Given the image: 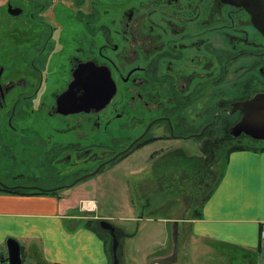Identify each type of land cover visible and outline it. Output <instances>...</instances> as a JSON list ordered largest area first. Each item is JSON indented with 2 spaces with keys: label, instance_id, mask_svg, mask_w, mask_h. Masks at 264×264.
<instances>
[{
  "label": "rangeland",
  "instance_id": "obj_1",
  "mask_svg": "<svg viewBox=\"0 0 264 264\" xmlns=\"http://www.w3.org/2000/svg\"><path fill=\"white\" fill-rule=\"evenodd\" d=\"M89 1L86 0V4H79L77 0H61V5L68 8V44L63 38L65 33L58 31L55 34V43L51 42L52 44L48 48L52 52L51 65L53 68L41 81L38 80V77L26 79L28 85L33 84L35 88L40 83L39 93L31 98L34 100L31 106L27 107L28 103H26L14 112L13 101L16 95L23 91V89L17 88L10 96L12 97L11 101L9 102L7 99V105L0 108V185L49 190L68 185L75 177L85 173L72 168L66 162L68 155L71 158V163L81 162V147L85 146V143L74 142V147H71L68 141L72 135L68 134L67 128L62 129V125L57 124L58 117L54 114V109H46L44 105L52 96L51 93L58 91L60 85L64 83V68L66 66L64 57L67 53L69 67L74 56H85V53L96 51L106 44L108 47L103 50L106 59H109L114 68L116 67L117 77L121 75L124 78L129 70L124 57L128 61L132 56V46L123 47L124 44H119L118 37L114 36L111 30L98 33H82L80 31L83 28L82 19L85 20V18L76 16V12L88 9ZM7 2L11 3L12 0H0V11L3 10L0 13L1 24L3 25L7 18L4 11ZM102 2L105 3V10L103 11V8L99 12L100 20L106 21L111 26L114 10L108 6L106 1L99 3ZM204 2L209 4L212 3V0ZM214 3L215 13L211 15V18H207L208 22L203 23L199 31V39L211 42L213 45L207 48L201 44L200 61L205 59V62H200L199 67H201V92L208 86V92H202L200 96V105L201 107L211 105L216 112L227 106L229 101L228 99V101H223L220 94L216 93L217 91H226L231 97L233 94H244V98L264 92V77L260 72L261 69H264V58L255 59L239 55L250 54L256 50L264 53V42L262 43L254 35L250 21L244 14L240 15L235 10L220 11L221 7L217 5V0ZM16 24L12 23V26ZM189 29L191 31V27ZM26 34L29 37L34 35L33 33ZM136 34L138 33H131L130 45L134 44L133 40ZM192 35L193 32L187 34L186 41L194 40ZM139 41L142 39L140 38ZM116 43L119 44L117 52L113 49V45ZM8 47L10 50L14 49L12 45ZM228 52L232 53L231 59L228 57ZM194 54L196 56V51ZM14 55L13 57L9 54L8 57L2 56V65L13 67L11 63H16ZM235 56L237 58H234ZM31 58L27 57L25 61L28 62ZM203 64H207L209 75L202 71ZM207 77L211 78L206 81ZM10 78L6 81L16 79V77ZM254 83L257 85L252 87ZM26 88L29 90V87ZM236 89L239 91L236 92ZM108 118V115H104L101 120L106 121ZM226 119H224V123H227V127H224V138L234 123H228L229 121ZM9 121L26 122L27 127L20 128L16 123L10 127L7 124ZM204 121H211V115L206 116ZM110 127L101 140L93 142L102 146V149L116 151L121 144L118 140L113 141V138L117 136L126 138L129 136L130 130L121 129L116 133V131H112L113 126ZM228 136L227 138H229ZM20 138L23 139L20 140ZM228 144L227 150L246 146L247 148L264 146V142L256 143L251 139L244 140L243 138L229 139ZM223 151V147H214L202 138L199 141H159L131 152L124 159L107 166L106 169L77 184L93 181L92 184L89 183V187L93 190L91 197L97 207V212L91 216L106 217L108 218L107 222L114 227H122L125 234H130V237H125V234L121 232L117 234L119 264H177L174 254H176L175 247L178 242L172 240L171 223H174L175 220L189 218L194 211L198 210L199 204L205 199L216 176L223 168L226 159ZM153 153L154 156H150ZM91 169L89 168L88 171ZM71 189L73 188H59L57 192L66 194ZM175 224L178 226L177 222ZM83 225L85 226V223L77 227H83ZM94 226L98 231L105 232L98 225ZM69 228H71V224L66 227V229ZM184 228L186 227L184 226ZM104 237L110 250L109 233L105 232ZM72 242L75 246H73L72 252L66 254L69 261L67 264L76 263V249H83L80 243L75 242L74 238ZM89 243L92 248L89 247L88 250L98 254L96 244L91 240ZM37 250L35 246H32V254L35 257L49 262L47 264H58L50 263L42 256L39 249ZM218 253L202 241L189 239L186 250L179 249L177 259L179 264H208L209 256H217ZM222 253L229 255L228 257L231 259L230 261L228 259L229 262L226 261L225 264H242L244 261L239 252L222 248ZM166 255L169 256L167 261ZM55 258L57 259V257ZM109 264H112L111 253L109 254ZM209 264L221 263L214 260Z\"/></svg>",
  "mask_w": 264,
  "mask_h": 264
},
{
  "label": "flooded vegetation",
  "instance_id": "obj_2",
  "mask_svg": "<svg viewBox=\"0 0 264 264\" xmlns=\"http://www.w3.org/2000/svg\"><path fill=\"white\" fill-rule=\"evenodd\" d=\"M77 1L79 4H86V0ZM100 1H106L108 6L114 10L111 26L106 21L100 20L99 12L103 8V11L105 10V3H99ZM204 1L90 0L87 3L89 4L88 9L77 10L76 16L85 18V20L82 19L83 28L80 30L82 33L111 30L114 36L118 37L119 44H124L123 47L132 46V56L128 61L124 57L126 62L122 60L129 67L125 78L121 75L117 77L116 67L114 68L109 59H106L103 53V50L108 47L106 44L96 51L85 53V56H74L69 67L68 53L64 57L66 60L64 83L60 85L58 91L51 93L52 96L44 106L46 109H54V114L58 117L57 120L55 119L57 124L62 125V129L67 128L68 134L72 135L68 141L71 147H74V142L85 143V146L81 147V162L71 163L70 156L66 157V162L72 168L85 173L75 177L68 185L59 188L67 189L68 186L73 188L80 181L124 159L131 152L155 142L199 141L202 138L214 147H223L226 157L231 150V148L227 150L229 139H251L244 134L232 135V129L243 117L241 103L264 92L256 93L250 98H244V94H233V97L235 96L233 98L228 92L220 90L216 93L220 94L223 101L229 100L227 106L215 112V108L211 105L202 106L204 108L200 105V96L208 89L207 86L206 90L201 92V67L199 66L200 62H205V59L200 61V46L204 44L203 46L208 48L213 44L200 40L199 31L201 25L208 22L207 18H211L216 11L215 0L209 4H205ZM217 5L221 7L220 11L235 10L240 15L244 14L250 21V16L243 8L223 3L221 0H217ZM6 6L4 11L7 18L4 25L1 24L0 14V25H2L0 27V108L7 105V99L11 101L10 96L13 95L15 89L21 88L23 91L19 92L13 101L12 109L15 112L26 103H28L27 107H30L34 101L31 98L40 91V83L35 88L33 84L28 85L26 79L38 77L41 81L53 68L51 65L52 52L48 48L51 42L55 43V34L58 31L65 33L63 38L68 44V8L61 5V0H12L11 3L7 2ZM2 12L3 10L0 11ZM12 23L17 24L12 26ZM250 25L254 35L263 43L264 37L252 26L251 22ZM191 32H193L194 40L186 41L185 36ZM26 33L34 35L29 37ZM131 33H138L134 36L133 45H130ZM140 38L142 41H139ZM178 38H180L179 41ZM119 44L113 45L114 51L117 52ZM10 45L13 46V50L8 47ZM192 50L196 51V56ZM8 54L11 57L14 54L16 56V63H11L13 67L2 65V56L8 57ZM231 55L232 53L228 52L230 59ZM239 55L255 59L264 58V53L259 50ZM27 57L32 58L26 62ZM83 65H88V67L91 65V68L99 70L106 69L114 85V93L101 109L86 108L78 113L59 114L56 101L58 97L68 93L69 86L74 82V73ZM206 65L203 64L202 71L209 75L207 73L209 68H206ZM88 67L82 73L84 80L90 78ZM260 72L264 77V69ZM10 77H16V79L6 81L11 79ZM210 78L207 77L205 80ZM253 85L257 84H252V87ZM26 87H29V90ZM238 91L236 89V92ZM74 93L76 97H81L85 90L82 87H76ZM104 115L109 117L106 121L101 120ZM209 115H211V121H204ZM226 118L228 123L234 122L227 131L229 138L227 135L223 137L224 127H227V123H224ZM13 123L20 128L27 127L26 122H7L10 127H13ZM110 126H113L112 131L116 133L121 129L130 130L126 138H119V136L113 138V141L118 140L121 144L116 151L102 149V146L93 142L101 140ZM29 128H31L30 125ZM253 142L263 143L264 141L253 140ZM89 168L92 169L88 171ZM94 172L95 174H92ZM13 188L21 187L10 189ZM53 189H56L54 193L59 190L58 188L49 190ZM98 222L99 219L95 220L94 224L98 225ZM10 246L13 247L12 244ZM4 263L10 264L7 255V240L4 250H0V264ZM19 264H47V262L35 257L32 250L20 247Z\"/></svg>",
  "mask_w": 264,
  "mask_h": 264
},
{
  "label": "crops",
  "instance_id": "obj_3",
  "mask_svg": "<svg viewBox=\"0 0 264 264\" xmlns=\"http://www.w3.org/2000/svg\"><path fill=\"white\" fill-rule=\"evenodd\" d=\"M89 183L93 181L73 187L68 194H50L53 191L45 195L0 193V250H4L6 240L13 239L22 249L32 250L35 246L50 263L67 264L66 254L73 251L74 238L83 249H76L73 264H109L105 232L94 226L95 220L107 221L108 218L91 216L97 212V207ZM175 222L171 223L170 234L173 242H178L176 254L173 253L177 264L179 249L186 250L189 239L202 241L219 251L217 256H209L208 264L214 260L221 264L231 260L222 253V248L241 253L242 264H262L264 243L259 233L264 226V150L229 153L198 210L189 218ZM83 223L85 226L77 227ZM88 223L90 228L86 227ZM68 224L71 228L66 229ZM114 228L116 235L125 234L122 227ZM127 236L130 234H125ZM90 240L96 244L98 254L88 250L92 248ZM168 259L166 255V261Z\"/></svg>",
  "mask_w": 264,
  "mask_h": 264
},
{
  "label": "water",
  "instance_id": "obj_4",
  "mask_svg": "<svg viewBox=\"0 0 264 264\" xmlns=\"http://www.w3.org/2000/svg\"><path fill=\"white\" fill-rule=\"evenodd\" d=\"M221 1L226 4L243 8L250 16L252 26L264 37V0ZM87 67L88 65L80 66V69L73 75L74 82L69 86L68 93H64L58 97L56 104L58 107L57 112L59 114L67 115L78 113L86 108H95L98 110L103 108L112 97V93H114V85L107 70L94 69L93 67L91 68L90 65V67H88V69H90V78L84 80L82 78V73L87 70ZM76 87H82L85 90V93L81 97L75 96L74 89ZM241 105L243 108V117L240 122L233 127L232 135L238 136L244 134L253 140L264 141V93L257 94L251 100L241 103ZM92 174H95V172ZM0 187L8 188L4 185H0ZM21 188L37 190L40 192L56 190H43L36 187ZM68 188H70V186H68L67 189ZM98 225L102 231L109 233L111 239L110 253L112 264H119L117 256L119 241L116 236L115 228L105 220H99ZM11 244L13 247L10 246ZM7 255L10 264L20 263V247L13 239L7 240Z\"/></svg>",
  "mask_w": 264,
  "mask_h": 264
},
{
  "label": "trees",
  "instance_id": "obj_5",
  "mask_svg": "<svg viewBox=\"0 0 264 264\" xmlns=\"http://www.w3.org/2000/svg\"><path fill=\"white\" fill-rule=\"evenodd\" d=\"M260 150L263 151L264 150V146L261 147H254V148H247V147H237V148H233L230 150L229 153L231 152H235V151H240V150ZM228 153V154H229ZM0 193H5V194H17V195H21V194H35V195H45L48 194L47 192H40L37 190H25V189H21V188H1L0 187ZM54 192H51L50 194H53ZM86 227L90 228L91 226L89 225V223L86 225ZM92 229V228H91ZM94 229V228H93Z\"/></svg>",
  "mask_w": 264,
  "mask_h": 264
},
{
  "label": "built area",
  "instance_id": "obj_6",
  "mask_svg": "<svg viewBox=\"0 0 264 264\" xmlns=\"http://www.w3.org/2000/svg\"><path fill=\"white\" fill-rule=\"evenodd\" d=\"M259 237L260 240L264 243V226L260 230Z\"/></svg>",
  "mask_w": 264,
  "mask_h": 264
}]
</instances>
